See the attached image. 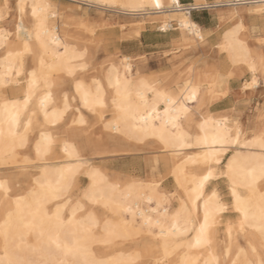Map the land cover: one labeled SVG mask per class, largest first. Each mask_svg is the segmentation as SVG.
I'll list each match as a JSON object with an SVG mask.
<instances>
[{
  "label": "bare ground",
  "instance_id": "obj_1",
  "mask_svg": "<svg viewBox=\"0 0 264 264\" xmlns=\"http://www.w3.org/2000/svg\"><path fill=\"white\" fill-rule=\"evenodd\" d=\"M66 1L75 5L14 0L8 29L1 23L10 0H0V264H264V105L250 126L206 109L227 97L235 69L249 74L242 91L264 89V0ZM197 3L227 25L215 42L191 18ZM82 5L140 17L129 22L133 37L144 22L175 31L173 44L187 49L178 60L184 67L161 83L122 56L86 79L88 46L78 44L64 15L77 11L79 27L92 35ZM185 18L203 39L183 27ZM196 51L214 58H190ZM200 59L211 63L202 68ZM88 116L111 143L92 154L159 150L146 179L91 164L77 140ZM13 168L15 175L3 173ZM168 181L174 191L162 190Z\"/></svg>",
  "mask_w": 264,
  "mask_h": 264
},
{
  "label": "rangeland",
  "instance_id": "obj_2",
  "mask_svg": "<svg viewBox=\"0 0 264 264\" xmlns=\"http://www.w3.org/2000/svg\"><path fill=\"white\" fill-rule=\"evenodd\" d=\"M61 1L64 6L65 4L75 5V3H72L66 0H61ZM183 1L189 2L190 0H181V2ZM211 1L213 0H207V2H211ZM192 3L193 1L189 4H184V5L190 6ZM10 6L11 8H10L9 13L6 15V19L4 18L1 23L3 26L7 27L8 29L13 28L14 21L12 19V14L14 12V9H13L14 0H10ZM82 6L86 10L89 8L87 10V14H88L87 21L90 24H92V26L94 27L95 33L93 32L92 35L90 33L88 34L86 31H84L83 28L79 27L81 15L77 11L68 10L67 12H64V15L66 17L65 20L69 24L67 27L69 31H71V33H73L76 37H79L78 44L88 46L89 58L87 57V59L90 60L89 61L90 64L87 69L88 71L83 72V76L86 79H89L91 76L96 75L97 70L103 65L106 66L110 59L114 58L115 60H119L122 56L131 57V61L133 63V69L137 70L139 74L151 77L152 79L160 81L161 83L166 82V81L167 82L171 81L173 77L176 76L180 72L182 67H184V65L180 64L179 61L182 59V57H184V55L186 54L185 52H187V49L178 47V44H173L172 39L174 38L173 36H175L173 35L175 31L170 30L164 33L158 30L157 28L158 23L155 22L153 24L152 22H147V23L144 22L143 24L144 27L141 29L140 36L133 37V35L132 36L128 35L127 29H129L130 27L129 22L139 20L140 17L135 18L132 16H125V15L114 13L112 11L101 10L94 6H87V5H82ZM159 16L160 15H150L149 18H158ZM191 18L195 20L196 22H200V23L202 22L204 26H214L215 22L218 23V28H217L218 30L216 32H214V29H211V30L204 29L207 32H211L209 33V36H208V40L211 42L217 41L215 36H217V34L220 32L221 29L224 28V26H227L226 24L223 25L218 20V16H217L215 9L210 8L208 6L191 9ZM130 34H132V32ZM257 34L260 35V33H256L254 35H257ZM261 35H264V33H261ZM251 40H253V38H251ZM260 46H261V49H264V42L261 43ZM199 52L200 51H196L192 53L189 57L196 59L202 55V57L211 56V58H214V55L212 54L211 51H208L209 53L207 52L205 54H202L201 52L199 54ZM219 58L221 59V61H223L222 59L223 55L221 53L219 54ZM205 63H206L205 59L204 60L200 59L198 64L199 66L203 68L207 65V63L206 64ZM225 65L227 64L225 63ZM161 71H163L164 73L163 72L161 73ZM88 72H90L91 74ZM241 75L243 76L244 79H242L241 81H238L237 83L238 88L236 91L237 94H235L237 97L236 98L237 106L233 105L231 108L225 110L226 112L225 111L217 112L216 115H229L230 117L232 116L233 118H237L239 122L241 121L240 123L243 124L244 126H250V123H251L250 121H252L251 117L254 114V111L257 109V107L260 108V106L262 107V105H264V89H263V86L260 84L257 88H253L249 90L248 92L242 91L241 89L242 83L246 78L247 79L249 78V74L246 71H241ZM206 109L213 111V107H211V103L208 104ZM71 111H72V115H71L72 117L74 110H71ZM106 116L108 117V114ZM92 123H94L93 124L94 126L90 125ZM85 126L87 127V129ZM85 126L83 130L81 131L80 136L77 137V140L80 142L81 145L84 142L83 145L85 147L83 145L82 147L85 148V155L90 159L91 164H95L101 168H104L110 174L120 175V176H126L128 174H131V175H135L134 176L135 178L146 179L145 174L147 172L146 170L147 164H148L147 161L152 160V158H155V157L157 158L160 157L158 153L159 150L156 148L155 150H147V151L143 149L134 151L132 149L133 151H129L125 154L124 153L108 154V155L107 154H102V155L92 154L93 151H96V149L102 148V145L105 144L107 140H105L106 138L103 135L104 132H102L101 130V124L96 123L90 116H88V124ZM108 143L111 145L109 141H107L106 144ZM122 144L118 146L120 148H123L126 143L123 142ZM127 146L128 148L138 149L137 147L130 145V143H127ZM97 156H101V157L97 158ZM149 157H151V159ZM31 170L33 169L30 167L28 168L27 171H31ZM3 173L6 175L7 174L15 175L17 172H16V169L13 168L10 171L4 170ZM154 178H157V177L155 176ZM86 185H87V180L85 176L83 174H80L79 183H78L79 190L84 189ZM162 185L164 186V187L163 186L161 187L162 190H165L166 192L174 191V187L171 181H168L167 183H164ZM219 187L221 190L220 191L221 195L224 198H227L225 184L219 183ZM228 215L233 216V214H228ZM141 243L142 244L145 243L146 245L151 246V242H148V241L141 242L140 241L137 244L141 245L142 249H146V247L148 246H143Z\"/></svg>",
  "mask_w": 264,
  "mask_h": 264
},
{
  "label": "crops",
  "instance_id": "obj_3",
  "mask_svg": "<svg viewBox=\"0 0 264 264\" xmlns=\"http://www.w3.org/2000/svg\"><path fill=\"white\" fill-rule=\"evenodd\" d=\"M181 1V0H180ZM192 1L190 0L189 2H186V1H183L181 2L182 4H189L191 3ZM199 23L200 25H202L203 29L205 30H211V29H214V32H216L218 29V23L215 22V25L214 26H204L202 24V22H197ZM213 33V32H212ZM217 39V38H216ZM221 60V59H219ZM210 61L208 60L207 62V66L210 65ZM225 64H224V61H221V69L225 68L224 67ZM233 68L231 67L230 70H232ZM234 71V75L232 78H230L229 80V87L230 88V92L229 94L227 95V97H224L222 98L221 100H217L215 102H213V104H211V107H213V111L214 112H221V111H224V110H227L229 108H231L233 105L237 106V101H236V95L237 94V83L238 81H241L243 79V76L241 75V71L240 70H233ZM232 102V103H231ZM228 105V106H227ZM223 109V110H222Z\"/></svg>",
  "mask_w": 264,
  "mask_h": 264
},
{
  "label": "snow or ice",
  "instance_id": "obj_4",
  "mask_svg": "<svg viewBox=\"0 0 264 264\" xmlns=\"http://www.w3.org/2000/svg\"><path fill=\"white\" fill-rule=\"evenodd\" d=\"M155 6H156V7H159L160 4L157 2ZM196 6L199 7V6H200V3H197ZM181 23H182V25H183L184 28L188 29V30H189L190 32H192L194 35L200 36V38L203 39V36H202L201 33H200V29H199L194 23L189 22V21L187 20V18L183 19V20L181 21ZM110 76H111V74H110ZM255 85H256V80L253 79L252 83L249 84V85H246V87H254ZM85 98H87V93H85ZM187 99H189V100H195V99H196V90H195V89H193V90L189 93ZM205 179H207V177H205Z\"/></svg>",
  "mask_w": 264,
  "mask_h": 264
}]
</instances>
